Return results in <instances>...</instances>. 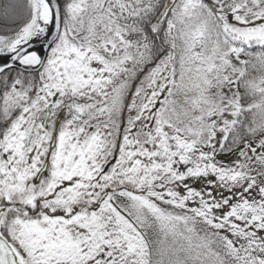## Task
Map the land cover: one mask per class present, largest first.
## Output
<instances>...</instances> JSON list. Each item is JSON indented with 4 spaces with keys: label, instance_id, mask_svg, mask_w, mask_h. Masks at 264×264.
Returning <instances> with one entry per match:
<instances>
[{
    "label": "snow or ice",
    "instance_id": "6c2138e0",
    "mask_svg": "<svg viewBox=\"0 0 264 264\" xmlns=\"http://www.w3.org/2000/svg\"><path fill=\"white\" fill-rule=\"evenodd\" d=\"M0 264H264V0H0Z\"/></svg>",
    "mask_w": 264,
    "mask_h": 264
},
{
    "label": "rangeland",
    "instance_id": "374dc122",
    "mask_svg": "<svg viewBox=\"0 0 264 264\" xmlns=\"http://www.w3.org/2000/svg\"><path fill=\"white\" fill-rule=\"evenodd\" d=\"M224 159L227 161V160L231 159V157H227V158H224Z\"/></svg>",
    "mask_w": 264,
    "mask_h": 264
},
{
    "label": "trees",
    "instance_id": "16d2710c",
    "mask_svg": "<svg viewBox=\"0 0 264 264\" xmlns=\"http://www.w3.org/2000/svg\"><path fill=\"white\" fill-rule=\"evenodd\" d=\"M227 157H229V156H225L224 158H227Z\"/></svg>",
    "mask_w": 264,
    "mask_h": 264
}]
</instances>
